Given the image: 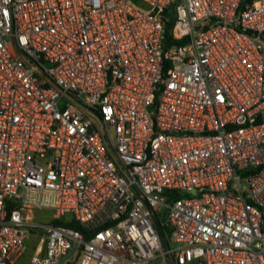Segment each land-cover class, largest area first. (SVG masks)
I'll return each instance as SVG.
<instances>
[{
    "label": "built area",
    "instance_id": "built-area-1",
    "mask_svg": "<svg viewBox=\"0 0 264 264\" xmlns=\"http://www.w3.org/2000/svg\"><path fill=\"white\" fill-rule=\"evenodd\" d=\"M34 236L27 264H264V0H0V264Z\"/></svg>",
    "mask_w": 264,
    "mask_h": 264
},
{
    "label": "rangeland",
    "instance_id": "rangeland-1",
    "mask_svg": "<svg viewBox=\"0 0 264 264\" xmlns=\"http://www.w3.org/2000/svg\"><path fill=\"white\" fill-rule=\"evenodd\" d=\"M33 218L35 221L41 224H47L50 223L52 219V213L48 211H40V210H34L33 212ZM39 237H30L26 240V252L23 256L22 263L21 264H27L30 257L34 254V248L38 244ZM154 264V263H152ZM156 264V263H155Z\"/></svg>",
    "mask_w": 264,
    "mask_h": 264
},
{
    "label": "trees",
    "instance_id": "trees-1",
    "mask_svg": "<svg viewBox=\"0 0 264 264\" xmlns=\"http://www.w3.org/2000/svg\"><path fill=\"white\" fill-rule=\"evenodd\" d=\"M246 1H250V0H246ZM173 21H174V16L173 14H171L170 18H169V22H168V25H167V34H166V37L168 38L169 37V32H170V29L172 27V24H173ZM76 228H80L79 226H75ZM162 236L164 238V241L166 242V235H164V233L162 232Z\"/></svg>",
    "mask_w": 264,
    "mask_h": 264
}]
</instances>
